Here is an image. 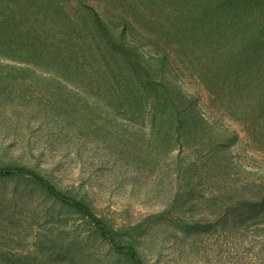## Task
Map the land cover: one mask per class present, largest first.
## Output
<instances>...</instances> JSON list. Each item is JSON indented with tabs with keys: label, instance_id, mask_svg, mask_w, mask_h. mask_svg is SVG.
<instances>
[{
	"label": "rangeland",
	"instance_id": "374dc122",
	"mask_svg": "<svg viewBox=\"0 0 264 264\" xmlns=\"http://www.w3.org/2000/svg\"><path fill=\"white\" fill-rule=\"evenodd\" d=\"M94 75H35L12 95L0 78V166L35 168L85 200L150 264H264L257 209L231 202L238 179L264 176V151L243 125L210 107L199 79L180 75L207 115L240 134L232 147L210 140L196 153L121 110L107 78ZM0 264L130 263L82 213L11 176L0 177Z\"/></svg>",
	"mask_w": 264,
	"mask_h": 264
},
{
	"label": "trees",
	"instance_id": "16d2710c",
	"mask_svg": "<svg viewBox=\"0 0 264 264\" xmlns=\"http://www.w3.org/2000/svg\"><path fill=\"white\" fill-rule=\"evenodd\" d=\"M48 74L107 78L121 110L129 106L135 119L196 153L210 140L236 145L239 132L207 115L201 96L179 84L180 75L194 76L210 107L242 124L264 151V0H0V78L13 84L9 93ZM11 176L30 178L82 213L130 264H150L88 202L43 173L0 166V177ZM238 183L230 191L233 206L257 209L264 227V176ZM249 183L258 192L241 200Z\"/></svg>",
	"mask_w": 264,
	"mask_h": 264
}]
</instances>
